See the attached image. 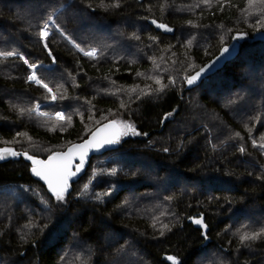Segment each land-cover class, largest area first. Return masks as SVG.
Masks as SVG:
<instances>
[{
  "label": "trees",
  "instance_id": "trees-1",
  "mask_svg": "<svg viewBox=\"0 0 264 264\" xmlns=\"http://www.w3.org/2000/svg\"><path fill=\"white\" fill-rule=\"evenodd\" d=\"M0 52V147L46 159L135 129L63 199L0 162V264H264V233L240 239L264 230V0H0Z\"/></svg>",
  "mask_w": 264,
  "mask_h": 264
},
{
  "label": "water",
  "instance_id": "water-1",
  "mask_svg": "<svg viewBox=\"0 0 264 264\" xmlns=\"http://www.w3.org/2000/svg\"><path fill=\"white\" fill-rule=\"evenodd\" d=\"M225 48H227L229 51L223 52V49ZM238 55H239L238 47L224 46L217 54V56H215L212 60H210L202 68H200L198 71H196L193 75H191L188 78L189 80L192 76H196L197 73H200L199 77L193 83L190 84L188 83V80L186 81V90H192L200 86L204 80L208 79L210 76L222 70L229 62L236 59ZM201 69H204V71L201 72ZM113 122L116 121L112 120L99 125L84 141L74 143L69 147H67L64 151H58L50 155V156H54L57 153H59L60 156L57 157V161H54L53 163L56 162L63 163L68 159V157L65 156L64 154L68 153L69 149H72L71 162L68 165V173H74V175L69 174L67 176V187L66 190L63 192V196L69 195L73 190V185L78 183L81 180V178L87 173V170L90 166L93 157L102 156L108 152L116 150L119 144L123 141V139L125 138L124 134L118 136V142L116 143H111V144L103 143L105 138L115 139L116 137L113 135V133L124 132L123 128L120 126L118 122H116L115 124H113ZM106 125H111V127L106 128L105 127ZM93 133H97L95 140L100 141V143L93 142L86 149V151H84L83 163H81L80 152L82 150L77 149L75 146L83 144L85 141L93 140V135H92ZM5 149H8L10 151L7 153H3V150ZM11 152H16L18 153V155H11ZM0 153H3L5 157L3 159H0V162H8L11 160L23 159L26 163L30 164L31 166L30 174L32 178L40 182L42 185H44L51 196L56 197L54 193L49 189L47 181L41 178L40 176L34 174L32 171L33 167L39 169L42 167V165H34L33 161L27 158V156H32L35 160L47 162L50 156L47 157L46 159H43L40 157L33 156L28 152L18 151L10 147H0ZM23 153H26L27 155H24ZM77 166H79V171H77ZM197 221H200V223H197ZM189 222L192 223L195 228H198L202 231V237L205 239V245L207 246L210 242V238L208 237L209 227L205 222L204 217L190 218Z\"/></svg>",
  "mask_w": 264,
  "mask_h": 264
},
{
  "label": "snow or ice",
  "instance_id": "snow-or-ice-1",
  "mask_svg": "<svg viewBox=\"0 0 264 264\" xmlns=\"http://www.w3.org/2000/svg\"><path fill=\"white\" fill-rule=\"evenodd\" d=\"M49 21L52 22L53 24L55 23L52 20V16L48 17V21H46L44 23L43 29L41 30V32L39 33V35L42 38L47 37L48 35V31L47 29L49 28ZM153 23H155V21H153ZM58 27V26H57ZM159 27L161 28H166L165 25H159ZM168 31H171V29H167ZM79 47V46H77ZM95 49L89 50L84 52V54L86 56H94L95 55ZM229 50L227 48L223 49V52H228ZM14 53L13 52H0V56L3 57H10L13 56ZM27 63V61H25ZM30 67H34V65H30ZM204 71V69H201V72ZM200 73H197L196 76H192L189 80L188 83H193L198 77H199ZM29 79H34V76H30ZM159 82V81H157ZM44 87L47 88V85L45 84ZM49 91H51V89H49ZM55 98V97H53ZM58 117H60V114H57ZM62 118V117H61ZM116 122H113V124H115ZM106 128L111 127V125H106ZM124 128L126 130L132 131L133 133H135V129L133 128L132 125H124ZM126 134V132H117V133H113V135L116 137L115 139L113 138H105V140L103 141V143H116L118 142V136L119 135H123ZM93 140H88L85 141L83 144L80 145H76L75 147L77 149L82 150L80 152V158H81V163H83V156H84V151H86V149L93 143H100V141H96L95 137L97 135V133H93ZM261 147H264V145H261ZM10 150L5 149L3 150V153H7ZM241 151H243V149H241ZM3 153H0V159L5 158ZM24 155H27L26 153H23ZM71 154H72V149H69L68 153H65L64 155L68 157L67 161L60 163V162H56L53 163L54 161H57V157L60 156L59 153H57L54 156H50L47 162L44 161H38L35 160L32 156H27L28 159L33 161L34 165H42L41 168H36L33 167L32 171L34 174H36L37 176H40L41 178L45 179L48 183V187L49 189L54 193V195L56 196L57 199H63V192L66 190L67 187V176L69 174L74 175V173H68V165L71 162ZM11 155H18V153L16 152H11ZM77 171H79V166H77ZM115 172V170H113V173ZM87 187V186H85ZM197 223H200V221H197ZM262 233H264V230H262L261 232H256V233H252V234H248L245 233L243 235H241L240 239L241 242H244L246 240H256L257 238H259ZM168 259L170 261H173V264H179V261L176 260V258L174 257H168Z\"/></svg>",
  "mask_w": 264,
  "mask_h": 264
},
{
  "label": "rangeland",
  "instance_id": "rangeland-1",
  "mask_svg": "<svg viewBox=\"0 0 264 264\" xmlns=\"http://www.w3.org/2000/svg\"><path fill=\"white\" fill-rule=\"evenodd\" d=\"M48 34H49V32H48ZM96 52V54H97V51H95ZM96 56V55H95ZM31 76H34L35 78H36V80L34 81V79H30V82L31 83H34V84H36V85H39L40 84V81L37 79V76H36V74L33 72V74L31 75ZM130 91V93H132L133 91H134V89H130L129 90ZM39 113H40V110H39V107L36 109ZM63 113V112H62ZM42 115V117H50V115H44V114H41ZM54 117H56L57 119H58V117H57V113L54 115ZM64 118V113H63V117L62 118H59V119H63ZM123 131L124 132H126V134L125 135H128L129 134V130H126L125 128H124V125H123ZM153 149H154V147L153 146H151Z\"/></svg>",
  "mask_w": 264,
  "mask_h": 264
},
{
  "label": "built area",
  "instance_id": "built-area-1",
  "mask_svg": "<svg viewBox=\"0 0 264 264\" xmlns=\"http://www.w3.org/2000/svg\"><path fill=\"white\" fill-rule=\"evenodd\" d=\"M95 55H96V52H95ZM95 55H94V56H95ZM57 114H60V117H58V115H57L58 118L63 117V113H62V112H58Z\"/></svg>",
  "mask_w": 264,
  "mask_h": 264
},
{
  "label": "bare ground",
  "instance_id": "bare-ground-1",
  "mask_svg": "<svg viewBox=\"0 0 264 264\" xmlns=\"http://www.w3.org/2000/svg\"><path fill=\"white\" fill-rule=\"evenodd\" d=\"M36 80V78L34 77V81Z\"/></svg>",
  "mask_w": 264,
  "mask_h": 264
}]
</instances>
